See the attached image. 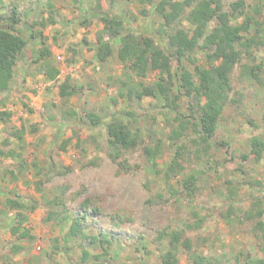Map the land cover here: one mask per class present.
<instances>
[{
  "label": "rangeland",
  "instance_id": "obj_1",
  "mask_svg": "<svg viewBox=\"0 0 264 264\" xmlns=\"http://www.w3.org/2000/svg\"><path fill=\"white\" fill-rule=\"evenodd\" d=\"M96 1L0 0V18L9 17L13 4L18 6L21 23L17 27L28 41L17 61L13 88L3 96L2 104H5L0 105V110L14 114L12 122L0 125V140L7 136L12 125L20 127L24 124L27 130L25 158L29 165V171L21 175L19 180L14 181L11 176H7L6 180L0 181L1 193L13 197L29 196L40 202L41 193L36 191L34 183L38 180L36 173L42 170L39 181L43 182L42 194L47 199L63 195L68 205L76 209L85 198L93 197L76 187V177L83 168L86 170L84 174L100 176L112 186L111 192L101 202L103 217L98 221L110 234L116 235V249L112 252L114 258L111 264H161L160 256L168 244L157 242L158 233L164 229L172 232L193 225L196 221L194 213L204 218V227L188 234L194 248L221 259L222 264H235L239 256L237 254L240 251L247 253L256 243L254 230L257 220H247L243 213L251 208L253 200L260 194L264 196V160L257 162L253 157L241 159L249 151L250 138H264V85L256 81L248 83L232 79L235 87L233 97L239 104L226 109L216 138L217 144L226 142L227 145L211 150L209 155H202L201 159L187 162L185 171L171 181L179 194L174 195L170 190L166 192L162 189V180L145 157L143 148L162 141L165 150L157 162L160 169L166 168L176 153V146L181 144L171 145L169 135L173 130H181V123L175 121L177 115L162 108L159 101L148 97L142 100L135 97L128 99L120 95L122 92L126 94L118 81L126 73V67L116 59L117 45L112 46L113 56L102 63L96 60L92 49L102 23L96 17H89L86 11L89 12ZM99 1L104 10L108 9L110 0ZM236 1L223 0L225 11L233 12L231 4ZM254 1L245 0L246 13ZM113 8L114 13H122L131 19V25L137 31L148 26L155 34L162 23L151 5L117 0L113 2ZM142 10L149 12L148 17L141 13ZM87 17L88 23L81 25ZM133 17L137 20L133 21ZM43 19L47 23L45 28L39 24ZM243 19L244 16H239L235 22L241 23ZM3 25L1 20L0 26ZM181 28L188 30L191 25L185 22ZM39 31L42 36L37 34ZM161 39H158V43H163ZM166 43L168 41L165 40ZM45 47L50 49L51 58L60 71V82L69 78L79 85H85L79 94L67 102L60 99L57 90L52 88L53 82L46 81L45 75L34 62V55ZM195 58L197 65L206 64L204 54L200 53ZM185 65L195 73L194 66L188 62ZM155 79L156 73L153 72L143 82L150 85ZM188 105V101H180V112L187 115ZM69 110L78 112V117L82 118L86 114L96 113L102 120L110 119L121 111L133 112L134 118L127 121L134 131L139 130L141 145L129 151L123 157L124 160L115 162L107 153V133L103 126L91 130L75 125L65 130V134L54 144L52 153H49L48 142L54 140L57 129L48 126L46 118L51 124H57L64 120ZM75 120L73 122H77V117ZM34 126L36 132L33 131ZM67 139H70L69 144L63 149L62 145ZM183 143L189 148L187 153L181 150L182 153L185 151L184 158H194L191 152H195L198 147L187 140ZM36 145L41 147L35 148ZM230 160L231 164H228ZM16 164V161L2 160L0 176L3 170L13 168ZM118 170L134 171L136 179H123L117 176ZM197 170L205 174L197 182L196 195L183 196L180 182ZM231 192L236 195L232 201ZM117 215L122 219L114 222L111 218ZM45 216V207L30 213L28 226L36 240L28 253L14 258L12 264H72L61 255L50 259L51 240L60 234V229L45 224ZM260 221L264 223V215ZM5 222L9 223V218L2 221L3 224ZM14 242L8 229L0 230L1 251ZM39 246L41 250L37 249ZM87 247L92 254L100 252L95 244ZM71 254L79 258V249ZM263 255L259 253L258 256ZM223 256L227 257L226 260L222 259ZM0 264H4V258H1ZM178 264H194L184 249L179 254Z\"/></svg>",
  "mask_w": 264,
  "mask_h": 264
},
{
  "label": "trees",
  "instance_id": "obj_2",
  "mask_svg": "<svg viewBox=\"0 0 264 264\" xmlns=\"http://www.w3.org/2000/svg\"><path fill=\"white\" fill-rule=\"evenodd\" d=\"M116 1L110 0L108 9L104 10L101 1L97 0L89 12L86 11L89 17H96L102 23L97 42L92 46L94 56L100 63L107 61L113 56L112 46L116 44V59L126 67V73L118 79L126 94L122 92L120 95L128 99L152 98L161 102L162 108L177 115L175 121L181 123L182 129L173 130L169 139L171 145L179 142L181 144L176 146V153L170 164L164 169L159 168L157 159L165 150L160 140L154 146H145L143 151L155 174L162 180V189L166 192L170 190L174 195L179 194L171 181L185 171L187 162L201 159L202 155H209L211 150L227 145L226 142L217 144L216 138L226 109L230 105L239 104L233 97L235 87L232 79L248 83L256 81L264 85V0H255L247 13L245 0L232 3L233 12L225 11L223 0H121L124 3L151 5L162 20L155 34L148 26L142 31L135 30L131 19L122 13H114L113 2ZM141 13L148 17L149 12L146 10ZM239 16H244V19L241 23H236ZM1 20L4 25L0 26V105H4L2 98L13 88L17 61L28 41L17 27L21 23V17L16 4H13L9 17L0 18ZM132 20L136 21L137 18L133 17ZM50 22L55 24V21ZM185 22L191 25L190 29L181 28ZM86 23L88 17L81 25ZM39 24L42 28L47 26L44 19ZM37 34L42 36L41 31ZM158 39L163 43H158ZM165 40L168 43L164 44ZM200 53L206 57L204 66L196 64L195 56ZM34 56L38 69L45 75L46 81L53 82L52 88L57 90L62 101H69L85 88V85H79L69 78L64 82L58 80L60 71L52 60L48 47L42 48ZM185 62L194 66V74ZM70 63L72 64L71 61ZM153 72L156 73L155 81L150 85L144 84L143 80ZM182 100L189 103L187 115L180 112ZM65 115L64 120L56 122L57 124H51L46 118L47 125L57 129L54 140L48 142L49 153H52L54 144L65 134V130L75 125L91 130L103 126L107 133V153L115 162L141 145L139 130L134 131L127 121L134 118L133 112L121 111L106 120H102L96 113L86 114L84 119L78 117V112L74 110H69ZM13 116L10 111L0 110V125L12 122ZM75 117L77 122H73ZM36 129L34 126L33 131L36 132ZM26 132L24 124L20 127L12 125L7 136L0 140V163L2 160L17 162L15 167H8L1 172L0 181L6 180L7 176H11L14 181L19 180L21 175L29 171L24 148ZM185 140L198 147L195 152H191L194 158H184V152L189 151L183 143ZM69 141L70 139L64 140L63 149ZM39 147L41 146H35ZM181 150L185 151L182 153ZM249 157L257 162L264 160L263 137L250 138L249 151L241 159L246 160ZM228 164H231V160ZM42 172L40 170L36 173L38 180L34 183L36 191L41 193L40 202L29 196L5 195L0 188V230L8 229L15 239L10 246L0 250V261L4 258V264H12L14 258L28 253L36 240L28 226L30 213L45 207L44 223L60 229V234L51 240L50 259L61 255L72 264H111L117 239L114 233L110 234L109 230L98 223L103 217L101 202H97L94 197H88L75 209L68 205V200L63 195L47 199L42 194L43 182H39ZM204 174L197 170L180 182L183 196L196 195L197 182ZM230 195L231 201L234 200L236 195L232 192ZM263 201L264 196L260 194L253 200L251 208L243 213L247 220H257L254 230L256 243L247 253L240 251L235 264H264V255L258 256L259 253L264 254V223L260 221L264 215ZM193 215L196 218L193 225L172 232L164 229L158 233L157 242L168 244L160 256L161 264H178L179 254L183 249L189 253L194 264H222L221 259L194 248L188 234L203 228L204 218H200L197 213ZM8 218L10 222L3 224L2 221ZM111 219L116 222L122 217L117 215ZM89 244L97 245L100 252L92 254L87 247ZM76 249H79V258L71 254ZM225 258L227 257L223 256L222 259L226 260Z\"/></svg>",
  "mask_w": 264,
  "mask_h": 264
},
{
  "label": "clouds",
  "instance_id": "obj_3",
  "mask_svg": "<svg viewBox=\"0 0 264 264\" xmlns=\"http://www.w3.org/2000/svg\"><path fill=\"white\" fill-rule=\"evenodd\" d=\"M85 169L82 168L80 175L76 177V187L83 189L97 199V202H102L105 197L111 192L112 186L108 184L102 177L87 175ZM117 176L123 179H136L134 171H117Z\"/></svg>",
  "mask_w": 264,
  "mask_h": 264
},
{
  "label": "built area",
  "instance_id": "obj_4",
  "mask_svg": "<svg viewBox=\"0 0 264 264\" xmlns=\"http://www.w3.org/2000/svg\"><path fill=\"white\" fill-rule=\"evenodd\" d=\"M37 249L41 250V247L39 246V247H37Z\"/></svg>",
  "mask_w": 264,
  "mask_h": 264
},
{
  "label": "crops",
  "instance_id": "obj_5",
  "mask_svg": "<svg viewBox=\"0 0 264 264\" xmlns=\"http://www.w3.org/2000/svg\"><path fill=\"white\" fill-rule=\"evenodd\" d=\"M10 217H12V214H10ZM9 220H10V218H9Z\"/></svg>",
  "mask_w": 264,
  "mask_h": 264
}]
</instances>
